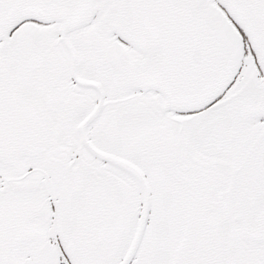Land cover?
<instances>
[{"label":"snow or ice","instance_id":"obj_1","mask_svg":"<svg viewBox=\"0 0 264 264\" xmlns=\"http://www.w3.org/2000/svg\"><path fill=\"white\" fill-rule=\"evenodd\" d=\"M0 264H264V0H0Z\"/></svg>","mask_w":264,"mask_h":264}]
</instances>
